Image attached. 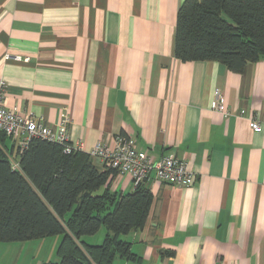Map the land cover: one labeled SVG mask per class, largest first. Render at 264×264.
<instances>
[{
	"label": "crops",
	"instance_id": "obj_1",
	"mask_svg": "<svg viewBox=\"0 0 264 264\" xmlns=\"http://www.w3.org/2000/svg\"><path fill=\"white\" fill-rule=\"evenodd\" d=\"M184 1L0 0L6 104L54 129L68 119L70 142L90 156L99 141L125 135L153 159L174 153L189 162L191 186L150 175L145 226L122 236L136 258L112 264H264V58L243 72L179 59ZM217 88L230 115L212 109ZM4 144L18 162L20 139ZM109 185L119 195L135 190L124 173ZM106 233L83 239L98 244Z\"/></svg>",
	"mask_w": 264,
	"mask_h": 264
},
{
	"label": "trees",
	"instance_id": "obj_2",
	"mask_svg": "<svg viewBox=\"0 0 264 264\" xmlns=\"http://www.w3.org/2000/svg\"><path fill=\"white\" fill-rule=\"evenodd\" d=\"M175 53L184 61L217 60L243 72L264 58V0H185L177 12ZM6 137L0 131V241L59 235V260L45 264L136 258L122 236L145 226L153 201L146 182L116 194L109 185L116 170H100L89 154H66L62 145L38 137L18 148L15 168ZM103 227L101 243L83 239Z\"/></svg>",
	"mask_w": 264,
	"mask_h": 264
},
{
	"label": "built area",
	"instance_id": "obj_3",
	"mask_svg": "<svg viewBox=\"0 0 264 264\" xmlns=\"http://www.w3.org/2000/svg\"><path fill=\"white\" fill-rule=\"evenodd\" d=\"M7 59L28 61L29 57L22 55L6 54ZM7 83L0 79V131L17 141L20 139V147L26 148L32 138L38 137L58 143L63 146L64 153L82 152L80 143H72L67 134L66 124L68 119L57 127L52 128L31 114H23L7 106ZM212 109L225 115L231 112L227 107L226 97L217 88L214 92ZM242 109L239 115H243ZM262 123L253 120L255 132L262 130ZM91 156L101 160L105 168L114 169L118 173H124L131 177L135 187L145 183L150 175L166 183L180 186H191L195 182L196 174L191 169L188 161L177 157L174 153L163 155L159 159H153L145 150L138 148L133 141L125 135H118L113 145L102 141L96 143ZM19 163L13 161V167Z\"/></svg>",
	"mask_w": 264,
	"mask_h": 264
},
{
	"label": "rangeland",
	"instance_id": "obj_4",
	"mask_svg": "<svg viewBox=\"0 0 264 264\" xmlns=\"http://www.w3.org/2000/svg\"><path fill=\"white\" fill-rule=\"evenodd\" d=\"M53 239L46 236L27 241H0V264H45L58 260V244Z\"/></svg>",
	"mask_w": 264,
	"mask_h": 264
}]
</instances>
